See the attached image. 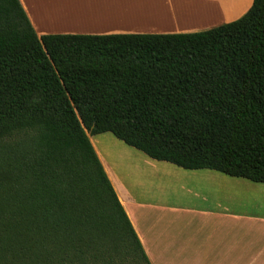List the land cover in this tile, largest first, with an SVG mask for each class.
<instances>
[{
  "label": "trees",
  "instance_id": "trees-1",
  "mask_svg": "<svg viewBox=\"0 0 264 264\" xmlns=\"http://www.w3.org/2000/svg\"><path fill=\"white\" fill-rule=\"evenodd\" d=\"M264 182V0L176 33L38 35L0 0V264H151L90 134Z\"/></svg>",
  "mask_w": 264,
  "mask_h": 264
},
{
  "label": "crops",
  "instance_id": "crops-1",
  "mask_svg": "<svg viewBox=\"0 0 264 264\" xmlns=\"http://www.w3.org/2000/svg\"><path fill=\"white\" fill-rule=\"evenodd\" d=\"M38 35L176 33L239 18L253 0H20ZM91 139V138H90ZM92 141V139H91ZM151 264H264V182L178 170L177 198L137 191L92 141ZM104 150V149H103ZM121 186L126 196L118 191Z\"/></svg>",
  "mask_w": 264,
  "mask_h": 264
},
{
  "label": "rangeland",
  "instance_id": "rangeland-1",
  "mask_svg": "<svg viewBox=\"0 0 264 264\" xmlns=\"http://www.w3.org/2000/svg\"><path fill=\"white\" fill-rule=\"evenodd\" d=\"M95 143L102 141L101 152L105 159L112 164L114 170L124 178H127L131 188L145 192L147 195L160 198H177L174 193L176 186L168 178L182 179L178 170L169 165H162L150 161L141 150L126 144L117 138L112 132L106 131L95 135L90 134ZM97 144V143H96ZM118 191L124 197L125 190L119 186ZM100 253L102 256L117 259L116 264H129L124 257V246L118 235L109 232L100 240ZM137 264H146L144 260L138 259Z\"/></svg>",
  "mask_w": 264,
  "mask_h": 264
}]
</instances>
